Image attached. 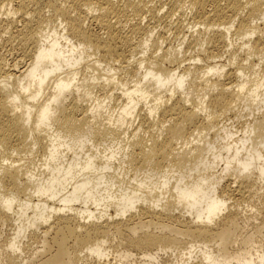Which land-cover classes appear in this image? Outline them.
I'll return each instance as SVG.
<instances>
[{
  "label": "bare ground",
  "instance_id": "obj_1",
  "mask_svg": "<svg viewBox=\"0 0 264 264\" xmlns=\"http://www.w3.org/2000/svg\"><path fill=\"white\" fill-rule=\"evenodd\" d=\"M0 264H264V0H0Z\"/></svg>",
  "mask_w": 264,
  "mask_h": 264
},
{
  "label": "rangeland",
  "instance_id": "obj_2",
  "mask_svg": "<svg viewBox=\"0 0 264 264\" xmlns=\"http://www.w3.org/2000/svg\"><path fill=\"white\" fill-rule=\"evenodd\" d=\"M16 55V53H14V54H11V56L9 55L8 56V58L9 57H11V58H9L11 61H12V59H15L17 56H15ZM15 57V58H14ZM22 66H20V67H24L25 66V61H24V63L23 62H21L20 63ZM19 64V65H20ZM235 122H236V119H234V118H232ZM230 122V121H229ZM228 122V123H229ZM235 125H237L238 127L240 126V125H238L237 123H234ZM238 127H236V129H238ZM248 203H250L251 205H254L253 204V202H248ZM255 204H256V202H255ZM244 206H246V203H244L243 204ZM8 229H9V227H7ZM8 229H6V230H4L3 231V233L1 234V240H4L6 237H7V235H8V233H10V230H8ZM27 252H29V250L27 249L26 251H25V253H27ZM24 252H23V254L22 255H24L25 254ZM135 259H137V260H135L137 263H140L141 262V260H139L137 257H135Z\"/></svg>",
  "mask_w": 264,
  "mask_h": 264
}]
</instances>
